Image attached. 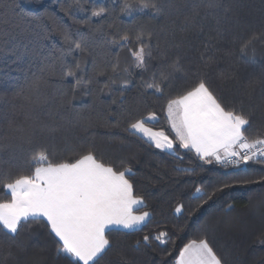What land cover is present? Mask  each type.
Segmentation results:
<instances>
[{"label": "trees", "instance_id": "16d2710c", "mask_svg": "<svg viewBox=\"0 0 264 264\" xmlns=\"http://www.w3.org/2000/svg\"><path fill=\"white\" fill-rule=\"evenodd\" d=\"M121 2L79 0L83 12L75 7L77 0H3L0 3V8L4 3L21 5L15 13H9L7 25L4 24V13L0 12V26L11 28L13 24H20L23 28L39 31L37 21L32 18L53 14L56 23H61L72 39L82 42L87 49L83 57L75 52L67 53L70 45L57 32L47 40L34 38L31 41L35 55L27 58L31 60L30 65L27 59L20 65L12 64L11 58L7 63L0 62V145L18 146L22 136L44 123L57 129L55 140L44 131L35 138L34 146L42 144L62 156H72L74 151L92 147L98 158L105 162L132 169L130 179L135 192L144 200L139 209L151 215L138 228L110 229L108 235L112 247L101 264H122V256L127 264H175L184 244L204 237L229 264H264V243L258 239L264 232V164L249 162L227 167L215 162L205 164L194 153L183 149H178V156L162 152L126 131L128 122L146 108L157 111L160 119L153 125L155 128L168 131V127L160 111L161 101L151 94L145 95V89L140 86L139 69L135 67L129 49L111 45L113 38L125 31L135 33L143 29L150 32L154 59L148 66L156 70L159 65L170 64L178 57L185 68L198 67L205 43L211 44L210 54L215 52L222 59L206 71L221 95L237 106L243 101L245 111L253 114L250 132L255 133L264 128V85L248 91L245 84L249 79L264 78V42L258 41L254 53L249 51L246 60L239 58L237 50L243 38L264 31V0H222L231 11L215 10L219 25L212 17L186 24L191 6L201 5L203 15L206 0H159L164 6L158 14L135 12L132 16H121L119 20L115 19L116 8L100 30H94L99 23L94 17L90 24L80 22L91 17L93 5L115 8ZM70 5L73 6L72 15L66 14ZM45 23L55 26L51 20H45ZM218 27L222 30L221 35L216 31ZM61 48L65 50L63 61L73 67L78 62L79 74L85 80H93L87 85L90 95L78 93L73 96L71 79H61ZM216 48L221 51H215ZM226 49L232 50L233 55L225 56L223 50ZM117 52L119 78L111 89L105 88ZM161 53L165 54L164 59L160 58ZM42 64L53 65L55 74L45 73L37 90L32 85V73L40 76ZM99 68L105 69V75L96 77ZM221 70L235 71L239 79L220 80L217 74ZM97 78L99 84L94 82ZM126 79L131 81V87L121 104L120 85ZM150 79L151 71L145 75V80ZM182 83L178 81V84ZM114 99L115 104L112 103ZM23 149H0V172L26 174L23 160L30 152L28 145H23ZM244 180L251 183H242ZM224 182L228 183L227 188ZM197 187L206 193L199 199L193 197ZM3 198H6L5 190L0 185V199ZM178 204L184 206L180 214L174 211ZM29 224L31 231H21L17 238L19 246H12L11 255L6 256L9 249L0 242V264H65L56 257V245L45 224L36 221H29ZM160 231L169 233L170 239L165 244L155 239L147 244L143 242L145 235L154 237ZM3 239L0 237V241ZM137 241H140L138 246Z\"/></svg>", "mask_w": 264, "mask_h": 264}, {"label": "snow or ice", "instance_id": "6c2138e0", "mask_svg": "<svg viewBox=\"0 0 264 264\" xmlns=\"http://www.w3.org/2000/svg\"><path fill=\"white\" fill-rule=\"evenodd\" d=\"M0 3H3V0H0ZM113 3L115 4V0ZM163 6L159 0H122L115 8L93 5L91 17L80 22L90 24L94 17L99 22L94 26V30H100L109 14L115 12L116 8L118 13L115 19L119 20L121 16H132L135 12L158 14ZM72 7H68L66 14L72 15ZM75 7L81 12L84 11L79 0ZM191 7V15L186 17V24L189 25L198 19L206 20L209 17L215 19L219 25L220 20L215 10L223 8L225 13L231 11L222 0H206L203 4V15L201 5L193 4ZM19 8V3H4L0 12L4 13L5 25L9 23V13H15ZM32 19L37 21L39 31L23 28L20 24H13L11 28L0 26V62L7 63L11 58L12 64L20 65L28 57L35 55L30 47L34 38L47 40L57 32L70 45L67 53L75 52L83 57L86 47L82 42L73 40L62 24L56 23L53 14ZM45 20L53 21L55 26L46 24ZM109 27H112V24H109ZM216 31L218 35L222 34L219 27ZM151 35L143 29L135 33L125 31L114 37L111 45L117 49H129L135 67L139 69L140 86L145 89V95L151 94L161 101L160 111L164 115L168 131L153 126L160 118L157 111L150 108L130 120L125 130L162 152L178 156V149H183L194 153L195 157L205 164L215 162L225 167L246 165L249 162L264 164V128L255 133L250 132L253 114L245 111L243 101L237 106L234 101H229L221 95L206 71L222 59L215 55V52L210 54L213 46L205 43L198 67L185 68L178 57L170 64H161L156 70H151L148 66L149 61L154 59ZM258 41L264 42V31L259 34L251 33L243 38L237 50L239 58L246 60L249 51L254 53ZM59 51L62 53L61 79H71L73 96L78 93L90 95L87 85L93 83V80H85L79 74L80 64L77 62L73 67L64 62L65 50L61 48ZM215 51L221 49L216 48ZM223 51L225 56L233 55L230 49ZM160 58L164 59L165 54L161 53ZM27 62L31 64L30 59H27ZM110 67L111 74L107 75L104 83V87L109 89L119 78L118 52ZM149 71L151 79L145 80ZM39 72L40 76L32 73V85L37 90L45 73L55 74L51 64H42ZM102 75H105V69H97L96 77ZM217 78L239 79L235 71L224 70L217 74ZM178 81L183 83L178 84ZM94 82L99 84L100 80L97 78ZM258 85H264V78L247 80L245 88L254 91ZM130 87L131 81L127 79L120 85L121 104L125 92ZM116 102L115 99L112 101L113 104ZM44 131L48 132L50 139L55 140L54 133L57 129L41 123L20 138V145H0V149L19 147L21 150H24L23 145H28L27 150L30 152V156L23 160L26 174L12 175L0 172V185L5 190L6 197L0 199V237L4 238L0 242L9 249L6 256L11 255L12 246H19L17 238L21 231H31L29 221L43 222L56 245V257L62 259L65 264H101L112 247L108 235L110 229H135L144 224L151 215L147 211L136 214L138 206L143 205L144 200L135 192L133 181L130 179L132 169L105 162L98 158L92 147L74 151L72 156H62L57 155L54 150L49 151L48 147L42 144L39 147L34 146L35 138ZM241 182L251 183L249 180ZM224 187H228L227 182H224ZM204 194L206 193L203 189L197 187L193 197L199 199ZM230 208L231 206L229 210ZM183 210L182 204H178L174 209L176 214L182 213ZM151 239L165 244L170 237L168 232L160 231L154 237L145 235L143 242L147 244ZM258 239L264 243V232L259 234ZM139 243L140 241H137V246ZM121 261L122 264H127L123 256ZM175 264H229V261L218 255L210 241L204 237L191 239L184 244L179 250Z\"/></svg>", "mask_w": 264, "mask_h": 264}, {"label": "rangeland", "instance_id": "374dc122", "mask_svg": "<svg viewBox=\"0 0 264 264\" xmlns=\"http://www.w3.org/2000/svg\"><path fill=\"white\" fill-rule=\"evenodd\" d=\"M31 2L33 1V0H30ZM142 205H140V206H138V209H137V213L136 214H140V213H142V212H144L145 210H141V209H139L140 207H141ZM141 226V225H140ZM139 227V226H138ZM137 227V228H138ZM117 229H123V228H118L117 227ZM124 230H132V229H124Z\"/></svg>", "mask_w": 264, "mask_h": 264}]
</instances>
